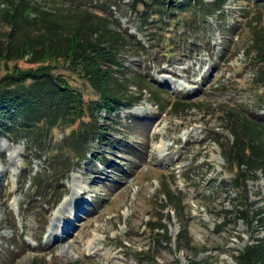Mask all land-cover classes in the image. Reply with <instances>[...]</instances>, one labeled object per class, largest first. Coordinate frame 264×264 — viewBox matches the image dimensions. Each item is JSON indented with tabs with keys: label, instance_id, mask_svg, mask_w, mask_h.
<instances>
[{
	"label": "rangeland",
	"instance_id": "obj_1",
	"mask_svg": "<svg viewBox=\"0 0 264 264\" xmlns=\"http://www.w3.org/2000/svg\"><path fill=\"white\" fill-rule=\"evenodd\" d=\"M33 2L63 25L64 34L74 24L83 30L120 24L121 31L128 29L142 42L148 38L141 31V6L133 0ZM3 7L0 2V11ZM38 10L31 17L37 18ZM198 20L179 52L173 39L169 57L159 49L151 50L157 61L131 55L128 48L120 51L123 67L118 74L128 83L137 73L147 78L145 96L106 122L105 112L100 113L98 120L107 125L103 141H91L82 160L67 165V178L61 179V161L46 152L37 156L27 151L24 136L0 133V264H238L236 256L246 244L264 236L256 222L247 226L236 221L235 206L243 196L225 171L221 146L212 139L218 134L224 141L233 138L222 128V104L246 105L245 114H256L264 129V86L256 78L260 64L252 38L254 29L264 46V0H225L222 11L206 12ZM38 26L17 31L18 41L40 35ZM11 30V24L0 21L1 45ZM170 30L172 37L181 32ZM28 59L17 61L18 67L32 66ZM14 63L1 61L0 77ZM58 66L56 72L85 96L96 98L86 80L61 61ZM151 88L160 89L168 102L164 109L153 103ZM177 101L178 107L172 106ZM68 132L63 125L55 129L51 145ZM255 138L264 148V132H255ZM97 151L107 165L92 157ZM28 171L48 184L46 190L39 189L45 190L44 196H34ZM250 174L247 204L252 213L264 208V178L261 170ZM162 176L179 201L180 215L160 193ZM55 193L62 197L50 209L44 200H54ZM161 205L166 208L160 212ZM154 214H162L167 226L162 241L146 227Z\"/></svg>",
	"mask_w": 264,
	"mask_h": 264
},
{
	"label": "trees",
	"instance_id": "obj_2",
	"mask_svg": "<svg viewBox=\"0 0 264 264\" xmlns=\"http://www.w3.org/2000/svg\"><path fill=\"white\" fill-rule=\"evenodd\" d=\"M109 1L115 4L121 0ZM133 1L141 6V31L148 37L145 43L135 34H130L128 29L121 31L120 24L116 28L98 26L89 30H83L79 24H74L70 26L68 34H64L63 25L50 20L46 11L38 10L40 3L33 0H0L4 4L0 11V21L11 24L15 31L8 32L9 40L5 45L0 44V62L6 64L15 61L12 71L0 77V133L4 131L16 139L24 136L27 151L37 156L46 152L53 161H61V179L68 176L71 169L67 167L68 164L72 167L82 160L85 148H89L91 141H103L107 125L98 120L101 112H105L106 116L102 118L106 122L111 119L109 115H116L122 108L133 107L145 96L143 90L149 83L147 78L137 73L135 80L128 83L118 74L123 67L120 51L128 48L131 55L148 60L152 57L157 61L151 50L159 49L169 57L174 54L173 48L179 47V52L185 47L192 27L200 24L198 19L202 14L204 16V13L212 10L222 11L225 4V0ZM37 10L41 14L37 18L31 17L30 13ZM39 23L40 35L18 41L17 31L22 32L30 26L39 29ZM170 27L181 32L172 37ZM252 38L256 45V61L260 64L256 78L264 86V46L259 44L258 31L254 29ZM172 41L175 47L172 46ZM25 56H29L27 62L33 65L19 68L17 61L23 60ZM60 61L69 72L88 82L96 98L85 96L83 90L72 85L66 75L56 72ZM131 85H135L136 89L131 90ZM152 89L149 93L153 103L164 109L168 102L160 97V89ZM179 102L172 103V106L178 107ZM241 106L230 104L226 108L222 104V111L226 109L221 117L225 121L222 128L232 134V141L222 140L219 134L212 139L221 146L225 171L231 175L233 187L240 189V196H243L235 206L236 221L241 219L247 226L256 222L264 230V208L250 213L246 183L251 176L250 171L256 173L261 170L264 178V148L258 146L259 141L255 138V132L262 134L264 129L255 120L256 114L246 115V105ZM62 125L69 128L68 134L57 145H51L55 129ZM99 153L97 151L92 154L96 161L102 160ZM103 163L108 164L105 160ZM30 173L28 171L27 176L32 180L33 190L37 191L34 196H44L43 191L48 184L40 176ZM163 177L159 179L162 186L160 193L176 214L180 215L179 201L172 191L166 189L168 182ZM62 187L66 189L64 184ZM42 188L45 190L41 192L39 189ZM61 197L59 194L54 200L45 198L44 202L51 209ZM165 208L166 205H161L160 212ZM50 209H47L48 213ZM162 218V214H154L146 223L148 230L155 233L160 241L167 234V226ZM224 224L223 221L221 225ZM252 240L254 241L248 242L236 256L238 264H264V236ZM37 263L38 260H35L29 264Z\"/></svg>",
	"mask_w": 264,
	"mask_h": 264
},
{
	"label": "bare ground",
	"instance_id": "obj_3",
	"mask_svg": "<svg viewBox=\"0 0 264 264\" xmlns=\"http://www.w3.org/2000/svg\"><path fill=\"white\" fill-rule=\"evenodd\" d=\"M76 173H73L72 177H75ZM62 205V203L59 205V207ZM53 222L50 223V227L52 226ZM52 228V227H51Z\"/></svg>",
	"mask_w": 264,
	"mask_h": 264
}]
</instances>
